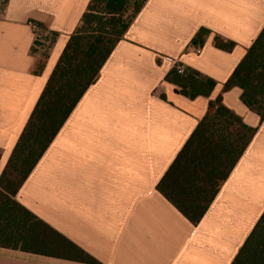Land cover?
Instances as JSON below:
<instances>
[{
  "label": "crops",
  "instance_id": "obj_1",
  "mask_svg": "<svg viewBox=\"0 0 264 264\" xmlns=\"http://www.w3.org/2000/svg\"><path fill=\"white\" fill-rule=\"evenodd\" d=\"M89 2L0 8V173ZM263 28L264 0H146L15 200L97 264H231L264 208V120L223 84ZM176 65L215 81L211 94L181 95L164 80ZM218 96L256 133L193 225L156 186ZM0 264L88 263L0 247Z\"/></svg>",
  "mask_w": 264,
  "mask_h": 264
},
{
  "label": "trees",
  "instance_id": "obj_2",
  "mask_svg": "<svg viewBox=\"0 0 264 264\" xmlns=\"http://www.w3.org/2000/svg\"><path fill=\"white\" fill-rule=\"evenodd\" d=\"M6 1L0 0V8ZM145 1L90 0L6 163L11 161L10 171L15 180L22 178V183L14 196L2 189L9 199L0 201V247L97 264L82 249L20 205L15 196L81 97L96 81L103 64L123 38ZM100 16L104 18L103 28L95 19ZM208 34L207 30L200 29L194 38L195 45H201ZM55 38L56 33H51L47 48L54 43ZM258 38L264 43L261 32L256 40ZM214 40L217 48L228 51L233 47V43H223L218 37ZM248 51L223 84V91L233 87L241 89V102L252 111L248 105L255 106L260 100L262 84L259 79H253V73L260 71L259 48L252 57L248 56ZM44 59L45 54L41 61ZM177 66L180 65L168 71L164 80L178 87L181 95L195 99L211 94L215 81L188 68H183L184 71L179 73ZM254 113L260 118L259 113ZM260 121L263 120L260 118ZM255 133L256 128L245 125L239 116L223 105L221 96L211 100L206 114L165 172L169 174V178L165 180V174L163 175L156 186L157 191L189 222L198 224ZM197 174H202L204 179L197 184L196 194L191 197L183 195L178 182L191 180ZM240 261L242 264H264V249L259 242L247 249L240 256Z\"/></svg>",
  "mask_w": 264,
  "mask_h": 264
},
{
  "label": "snow or ice",
  "instance_id": "obj_3",
  "mask_svg": "<svg viewBox=\"0 0 264 264\" xmlns=\"http://www.w3.org/2000/svg\"><path fill=\"white\" fill-rule=\"evenodd\" d=\"M101 28H103V17H95ZM29 23L33 24L36 28L46 29L47 23L45 20H29ZM261 36L264 37V29L261 30ZM39 43V41H37ZM195 43V40L193 41ZM259 48V63L258 67L260 71L253 73V79H259L262 84L261 92H260V100L256 102V105L249 104V108L252 109L253 112H257L260 115L261 120H264V43H261V40L258 38L255 42H253L252 46L249 48L248 56L252 57L257 53V49ZM247 59V57H246ZM36 74H39L43 70V61L37 59L35 64ZM167 79V77L165 78ZM87 85H85L86 87ZM78 98V97H77ZM243 99V97H241ZM211 106V105H210ZM62 122V121H61ZM46 146V145H45ZM42 151V149H41ZM11 161L5 165V169L3 173H0V201L8 200V196L6 192L2 189H6L7 192H10L13 196L15 195L16 189L19 187V184L22 183V178L20 180H15L11 168ZM171 169L169 170V172ZM169 178V174L166 173L164 179L167 180ZM203 175L197 174L195 177L191 178V180H180L178 182V186L183 195L187 197H191L196 194L197 184L199 182H203ZM164 181H162L163 183ZM257 211L260 212L258 218H256L255 224L252 226L251 232L245 240L244 245L241 247L240 252L238 253L236 259L232 262V264H242L240 261V256L245 253L247 249L254 246L257 242L261 245L262 249H264V208H258ZM95 264V262H93Z\"/></svg>",
  "mask_w": 264,
  "mask_h": 264
},
{
  "label": "built area",
  "instance_id": "obj_4",
  "mask_svg": "<svg viewBox=\"0 0 264 264\" xmlns=\"http://www.w3.org/2000/svg\"><path fill=\"white\" fill-rule=\"evenodd\" d=\"M33 31H37V28L33 25ZM197 52L199 53V51L197 50ZM177 70L179 73H182L184 71L183 67L181 66H177Z\"/></svg>",
  "mask_w": 264,
  "mask_h": 264
}]
</instances>
